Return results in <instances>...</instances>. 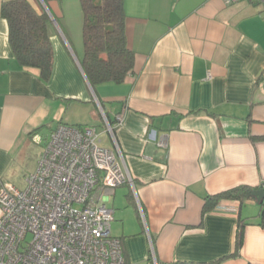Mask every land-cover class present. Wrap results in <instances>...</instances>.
I'll return each instance as SVG.
<instances>
[{"label": "crops", "instance_id": "0c3cea01", "mask_svg": "<svg viewBox=\"0 0 264 264\" xmlns=\"http://www.w3.org/2000/svg\"><path fill=\"white\" fill-rule=\"evenodd\" d=\"M6 1L0 0V186L25 174L32 145H43L59 123L94 127L112 149L102 112L134 181L107 203L114 211L110 234L126 264L229 257L238 219L247 223L243 243L223 264H264L255 200L245 203L250 207L218 204L234 207L233 214L204 209L208 197L224 191L263 188L264 12L225 0H124L133 71L120 84L92 89L82 56L53 22L81 11L79 1L27 0L51 18L48 81L15 60L1 16Z\"/></svg>", "mask_w": 264, "mask_h": 264}, {"label": "built area", "instance_id": "2783aa9c", "mask_svg": "<svg viewBox=\"0 0 264 264\" xmlns=\"http://www.w3.org/2000/svg\"><path fill=\"white\" fill-rule=\"evenodd\" d=\"M240 2L264 12V0H225ZM101 115L112 149L102 146L94 127L59 123L24 187L0 186V264H126L119 239L110 234L114 211L107 203L115 189L133 188L134 181L113 126ZM121 121L118 115L116 123ZM215 211L237 210L220 204Z\"/></svg>", "mask_w": 264, "mask_h": 264}, {"label": "trees", "instance_id": "16d2710c", "mask_svg": "<svg viewBox=\"0 0 264 264\" xmlns=\"http://www.w3.org/2000/svg\"><path fill=\"white\" fill-rule=\"evenodd\" d=\"M82 13L83 55L80 68L92 89L104 83H122L134 67V54L126 42L124 0H78ZM1 16L8 26V41L15 60L24 69L36 71L48 81L53 67V48L49 36L50 16L36 10L27 0H9L1 6ZM253 189L245 186L208 197L204 209L213 210L219 203L234 202L239 207L255 200ZM259 205V226L264 228V200ZM247 223L238 219L234 251L229 257L204 263L223 264L235 257L243 243Z\"/></svg>", "mask_w": 264, "mask_h": 264}, {"label": "rangeland", "instance_id": "374dc122", "mask_svg": "<svg viewBox=\"0 0 264 264\" xmlns=\"http://www.w3.org/2000/svg\"><path fill=\"white\" fill-rule=\"evenodd\" d=\"M72 12L66 13L61 18L53 20L54 25L57 26V30L61 37L65 38L66 41L69 43L71 51L75 56H82L83 55V40H82V13L79 10H71ZM100 132V131H99ZM109 145V143H108ZM110 146V145H109ZM108 146V147H109ZM43 145H32L34 152L31 155H28L25 161V174L24 175H17V180L13 182L14 186L18 189H22L24 187V177L34 171L36 167V160L42 152ZM24 171V170H23ZM22 171V172H23ZM16 178V177H15ZM12 184V183H11ZM121 188L117 189L119 192ZM119 202V201H118ZM112 204V203H111ZM247 204L244 205V207ZM250 207V206H246Z\"/></svg>", "mask_w": 264, "mask_h": 264}, {"label": "water", "instance_id": "95a60500", "mask_svg": "<svg viewBox=\"0 0 264 264\" xmlns=\"http://www.w3.org/2000/svg\"><path fill=\"white\" fill-rule=\"evenodd\" d=\"M251 196L255 199V201L260 203L262 200H264V189H253L251 191Z\"/></svg>", "mask_w": 264, "mask_h": 264}]
</instances>
